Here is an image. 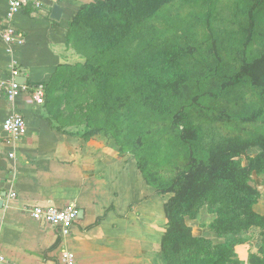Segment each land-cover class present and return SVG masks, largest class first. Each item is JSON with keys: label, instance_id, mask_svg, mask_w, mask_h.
<instances>
[{"label": "rangeland", "instance_id": "rangeland-1", "mask_svg": "<svg viewBox=\"0 0 264 264\" xmlns=\"http://www.w3.org/2000/svg\"><path fill=\"white\" fill-rule=\"evenodd\" d=\"M122 2L124 24L96 9H81L72 21V58L59 70V90L51 89L59 123L95 140L113 164L129 168V177L133 168L143 180L144 201L154 196L157 219L146 218L143 231L149 233L151 224L154 233L158 229L148 253L153 264H196L225 245L234 248L235 262L250 264L251 254L264 253V228L215 229L223 218L220 210L235 205L241 194L225 195L223 187L222 197H196L192 210L179 213L192 237L173 242L166 238L168 212L178 203L175 193L160 190L191 164H205L216 149L264 135V85H225L264 51V0ZM182 48L191 50L171 63ZM163 79L177 87L160 90ZM258 157L261 166L250 171L249 183L259 191L254 210L264 215L262 149L251 148L236 160L249 167Z\"/></svg>", "mask_w": 264, "mask_h": 264}, {"label": "crops", "instance_id": "crops-1", "mask_svg": "<svg viewBox=\"0 0 264 264\" xmlns=\"http://www.w3.org/2000/svg\"><path fill=\"white\" fill-rule=\"evenodd\" d=\"M94 1L44 0L43 8L9 19V0H0V31L13 25L23 38L10 47L0 36V71L16 62L23 69L21 82L46 89L42 105L31 91L14 104L0 101V264H62L65 247L76 264H153L148 253L158 229L154 233L151 224L149 233L143 231L146 218L157 219L154 196L144 201V183L133 168L129 177V168L113 164L95 140L59 123V102L51 92L58 87L60 68L72 58L71 23ZM56 5L63 8L60 20L52 18ZM11 111L27 122L16 142H9L2 128ZM70 203L78 206L79 217L65 239L58 228L36 222L25 211L32 205Z\"/></svg>", "mask_w": 264, "mask_h": 264}, {"label": "trees", "instance_id": "trees-1", "mask_svg": "<svg viewBox=\"0 0 264 264\" xmlns=\"http://www.w3.org/2000/svg\"><path fill=\"white\" fill-rule=\"evenodd\" d=\"M127 5H137L138 0H128ZM117 3V4H116ZM83 10H97L100 16L104 17L106 13L112 15L116 24H124L127 16L124 3L122 0L112 1L109 3L96 0L85 5ZM127 22V21H126ZM110 47V45L108 46ZM191 49L182 48L180 53L175 56L171 55L170 62L175 63L181 57L187 55ZM93 68V67H92ZM187 79H184L186 81ZM183 82V81H182ZM241 82H249L252 85H264V51L262 55L254 61L246 62L243 70L232 74L225 82V85L239 84ZM160 90H170L177 87V84L170 80H160ZM181 83V82H180ZM178 83V85L180 84ZM260 115L259 112L253 113L249 119H254ZM259 147L264 153V135L256 136L249 141L243 140L231 143L229 146L216 149L212 152L209 160L201 165L194 166L191 164L181 177L175 179L171 184L160 190V193H175V200L178 203L177 210L168 212L169 225L166 238L173 242L186 240L191 238V229L179 217L181 209L192 210L196 201V197H204L211 195L214 199L216 196L222 197L221 190L225 187V195L235 196L241 194L242 197L235 205H231L229 209H221V216L215 229L218 230L233 229L241 224V226L260 225L264 228V215H260L254 210V204L259 198V191L249 183L250 171L257 170L261 166L260 158L251 159L249 167H243L237 162L236 158L243 155L251 148ZM249 170V171H248ZM191 214L195 213L191 211ZM235 250L230 245L220 246L218 250L207 253L196 264H228L234 260ZM250 264H264V253H253L250 256Z\"/></svg>", "mask_w": 264, "mask_h": 264}, {"label": "built area", "instance_id": "built-area-1", "mask_svg": "<svg viewBox=\"0 0 264 264\" xmlns=\"http://www.w3.org/2000/svg\"><path fill=\"white\" fill-rule=\"evenodd\" d=\"M43 6L44 0H9L7 15L10 19L16 13L26 11L29 8H43ZM0 32L1 39L10 47L16 43L23 42L22 35L13 25H7ZM22 70L18 63L13 62L6 69L0 71V101L7 100L10 104H14L17 97L31 91L33 100L39 105L44 104L46 100L44 85L40 83L29 85L26 82H20L19 77L22 75ZM2 128L8 141L16 142L25 133L27 122L21 113L11 111L3 121ZM10 155L14 156V153ZM25 211L36 222L58 228L60 235L64 239L71 234L79 217V208L75 203H70L63 207L32 205L25 208ZM2 258L0 249V260ZM61 263L76 264L74 253L67 247L62 251Z\"/></svg>", "mask_w": 264, "mask_h": 264}, {"label": "water", "instance_id": "water-1", "mask_svg": "<svg viewBox=\"0 0 264 264\" xmlns=\"http://www.w3.org/2000/svg\"><path fill=\"white\" fill-rule=\"evenodd\" d=\"M63 14V8L60 5H56L53 9L52 18L56 20H60ZM20 78V77H19ZM21 82V80L19 79Z\"/></svg>", "mask_w": 264, "mask_h": 264}]
</instances>
